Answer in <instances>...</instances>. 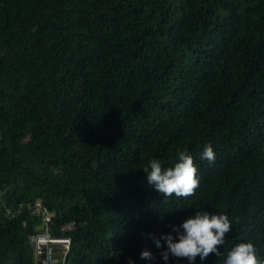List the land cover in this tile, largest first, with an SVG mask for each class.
I'll list each match as a JSON object with an SVG mask.
<instances>
[{
  "label": "trees",
  "instance_id": "obj_1",
  "mask_svg": "<svg viewBox=\"0 0 264 264\" xmlns=\"http://www.w3.org/2000/svg\"><path fill=\"white\" fill-rule=\"evenodd\" d=\"M179 150L187 199L143 171ZM39 207L71 238L61 264H190L149 234L203 210L232 230L194 264L241 240L264 258V0H0V264L37 263Z\"/></svg>",
  "mask_w": 264,
  "mask_h": 264
},
{
  "label": "clouds",
  "instance_id": "obj_2",
  "mask_svg": "<svg viewBox=\"0 0 264 264\" xmlns=\"http://www.w3.org/2000/svg\"><path fill=\"white\" fill-rule=\"evenodd\" d=\"M178 159L171 167H162L158 159H150L143 168L147 174V183L154 187L164 197L189 198L193 196L200 186L199 169L194 163V158L186 150H179ZM201 159L209 164L215 162L216 153L211 144L205 145ZM171 233L161 234L159 238L152 236L155 246L162 248L161 241L166 244V249L161 252L164 261L170 255L176 258H186L194 264L197 256L205 260L210 254L222 257L219 250L225 244L226 234L232 230V222L223 213H210L206 210L196 211L194 216L185 219L180 225H173ZM181 229L183 231H181ZM141 259H153V254L145 249L140 253ZM128 264H134L131 258ZM222 264H264L256 246L251 241L241 240L236 243L224 256Z\"/></svg>",
  "mask_w": 264,
  "mask_h": 264
},
{
  "label": "built area",
  "instance_id": "obj_3",
  "mask_svg": "<svg viewBox=\"0 0 264 264\" xmlns=\"http://www.w3.org/2000/svg\"><path fill=\"white\" fill-rule=\"evenodd\" d=\"M39 205V204H38ZM37 213L44 217V228L32 236L35 249L36 264H61L59 251H67L71 238L68 236L52 235L50 233L49 221L53 214L46 210L37 209ZM76 227L74 222L62 226V230H72Z\"/></svg>",
  "mask_w": 264,
  "mask_h": 264
},
{
  "label": "water",
  "instance_id": "obj_4",
  "mask_svg": "<svg viewBox=\"0 0 264 264\" xmlns=\"http://www.w3.org/2000/svg\"><path fill=\"white\" fill-rule=\"evenodd\" d=\"M44 228V225L43 224H40L38 227H37V231H40L41 229Z\"/></svg>",
  "mask_w": 264,
  "mask_h": 264
}]
</instances>
